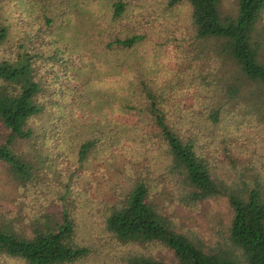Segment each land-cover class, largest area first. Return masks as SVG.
<instances>
[{"label":"trees","instance_id":"16d2710c","mask_svg":"<svg viewBox=\"0 0 264 264\" xmlns=\"http://www.w3.org/2000/svg\"><path fill=\"white\" fill-rule=\"evenodd\" d=\"M208 81L217 103L236 94L264 111V0H0V264L80 263L94 224L174 254L132 264H264L262 194H225L199 147L219 110L186 133L176 115ZM115 164L120 196L95 222L87 175ZM173 169L191 200L227 195L241 259L206 251L158 210L152 182ZM136 171L149 182L133 187Z\"/></svg>","mask_w":264,"mask_h":264},{"label":"rangeland","instance_id":"374dc122","mask_svg":"<svg viewBox=\"0 0 264 264\" xmlns=\"http://www.w3.org/2000/svg\"><path fill=\"white\" fill-rule=\"evenodd\" d=\"M213 84L208 81L207 97L200 93L198 97L189 96L186 99L187 109L177 113L178 118L184 122V132H191L186 123L197 119L206 122L207 113L219 110L220 123L209 125L211 135L200 136L199 147L207 153L212 164V177L225 194L232 192L244 198L252 189L258 190L264 200V111L263 108H249L242 96L231 95L219 103L213 98H208ZM124 120L132 121V116H124ZM229 124V125H228ZM238 126H242L239 127ZM139 167L140 159L135 156ZM139 160V161H138ZM139 163V164H138ZM125 167V166H124ZM132 172H130L131 175ZM87 175L89 184V199L87 211L93 214V221H97L104 205L118 201L120 184L123 182L124 170L121 173L117 165L111 167H94ZM152 180V178L150 179ZM139 182H149L147 175L141 171L133 172L131 183L134 187ZM150 189L152 201L158 210L170 220L172 227L183 233L197 243L200 247L210 252L225 253L232 258L241 259V250L228 238L227 226L230 223L232 212L227 195L209 196L203 199H190V191L184 180V175L178 170L164 172L156 177ZM22 196L28 198L29 194L23 192ZM17 200V199H13ZM4 208L11 210L6 205ZM95 243L92 238H86L91 245L90 255L80 263L75 264H132L130 258L134 254H143L155 260L169 262L174 258L172 251L160 245L125 246L114 243L106 233L94 224ZM83 237L89 236L88 230L82 231ZM81 236V234H80Z\"/></svg>","mask_w":264,"mask_h":264}]
</instances>
